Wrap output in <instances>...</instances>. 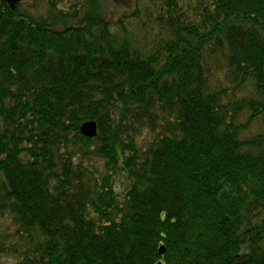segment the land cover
<instances>
[{"label": "trees", "instance_id": "obj_1", "mask_svg": "<svg viewBox=\"0 0 264 264\" xmlns=\"http://www.w3.org/2000/svg\"><path fill=\"white\" fill-rule=\"evenodd\" d=\"M33 1L0 0V264H264V0Z\"/></svg>", "mask_w": 264, "mask_h": 264}, {"label": "water", "instance_id": "obj_2", "mask_svg": "<svg viewBox=\"0 0 264 264\" xmlns=\"http://www.w3.org/2000/svg\"><path fill=\"white\" fill-rule=\"evenodd\" d=\"M6 1L11 9H15V7L21 2V0H6ZM80 132L84 137L94 138L98 134L97 124L95 122H87L84 125H82ZM160 252L161 255H164L165 253L164 248H161ZM158 264H163V263L160 262Z\"/></svg>", "mask_w": 264, "mask_h": 264}, {"label": "rangeland", "instance_id": "obj_3", "mask_svg": "<svg viewBox=\"0 0 264 264\" xmlns=\"http://www.w3.org/2000/svg\"><path fill=\"white\" fill-rule=\"evenodd\" d=\"M100 4L106 8L107 11L114 10L116 13L121 14L124 10H126V7H124L122 4L123 2H129V0H98ZM123 1V2H122ZM34 3L33 0H22V4L24 6L30 7ZM63 8L66 7V3L62 5ZM7 264V263H4Z\"/></svg>", "mask_w": 264, "mask_h": 264}]
</instances>
